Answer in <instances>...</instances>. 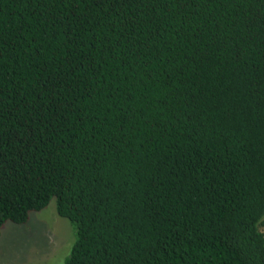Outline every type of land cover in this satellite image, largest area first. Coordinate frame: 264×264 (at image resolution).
Segmentation results:
<instances>
[{"label":"trees","instance_id":"obj_1","mask_svg":"<svg viewBox=\"0 0 264 264\" xmlns=\"http://www.w3.org/2000/svg\"><path fill=\"white\" fill-rule=\"evenodd\" d=\"M51 200L64 264H264V0H0V233Z\"/></svg>","mask_w":264,"mask_h":264},{"label":"rangeland","instance_id":"obj_2","mask_svg":"<svg viewBox=\"0 0 264 264\" xmlns=\"http://www.w3.org/2000/svg\"><path fill=\"white\" fill-rule=\"evenodd\" d=\"M264 234V225L260 227ZM70 221L56 214L55 202L29 213L22 224L6 222L0 233V264H64L74 242Z\"/></svg>","mask_w":264,"mask_h":264}]
</instances>
